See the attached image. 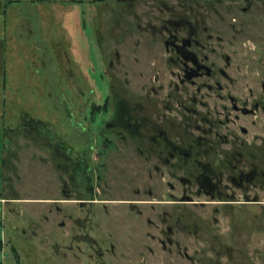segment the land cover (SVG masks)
<instances>
[{"label": "flooded vegetation", "instance_id": "obj_1", "mask_svg": "<svg viewBox=\"0 0 264 264\" xmlns=\"http://www.w3.org/2000/svg\"><path fill=\"white\" fill-rule=\"evenodd\" d=\"M54 3L69 6L68 17L90 21L111 90L93 137L75 134L79 148L23 113L1 126L7 143L1 171L18 160L13 135L46 141L63 169L57 178L63 197L49 200L57 210L64 202L79 224L73 239L98 256L100 240L90 230L109 216L135 225L157 221L161 245L179 244L178 230L202 228L196 208H209L218 223L216 214L249 207L262 228L264 0H0V34L14 36L21 48L23 31H33L29 9L41 14ZM104 18L118 28L103 30ZM134 78L140 86L127 91ZM106 243L112 251L113 242Z\"/></svg>", "mask_w": 264, "mask_h": 264}, {"label": "rangeland", "instance_id": "obj_2", "mask_svg": "<svg viewBox=\"0 0 264 264\" xmlns=\"http://www.w3.org/2000/svg\"><path fill=\"white\" fill-rule=\"evenodd\" d=\"M46 6L41 14L29 9L33 31H23L21 48L14 36L0 34V45H6L5 52L0 51V129L16 124L23 113L79 148L78 133L87 130L86 135L93 137L111 85L102 74L90 21L68 17L65 4ZM100 21L103 30L118 28L110 19ZM125 60L132 66V57ZM140 83L141 79L134 78L127 91L137 90ZM1 130L0 168L7 147ZM11 144L18 160L13 169H0V264H264V225L256 227L254 209L249 207L216 214L218 223L211 219L215 213L209 208H196L198 216L204 217L200 219L202 228L197 233L178 230L177 245L158 242L162 227L157 221L135 225L132 219L123 223L109 216L104 227L93 223L90 230L100 240L103 253L98 256L73 239L80 232L79 224L67 217L64 202H58L63 208L57 210L49 200L63 197L57 180L63 169L52 158L46 141L13 135ZM93 156L94 150L89 157ZM136 162L131 163L137 166ZM76 210L74 207L73 216L80 214ZM154 212L151 210L153 219ZM108 241L113 242L112 251ZM53 243L58 244L56 252Z\"/></svg>", "mask_w": 264, "mask_h": 264}]
</instances>
